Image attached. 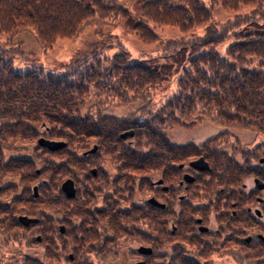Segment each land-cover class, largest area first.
Instances as JSON below:
<instances>
[{
    "label": "trees",
    "instance_id": "obj_1",
    "mask_svg": "<svg viewBox=\"0 0 264 264\" xmlns=\"http://www.w3.org/2000/svg\"><path fill=\"white\" fill-rule=\"evenodd\" d=\"M116 1L108 0H0V35L8 40L21 31L27 30L35 34L40 46L49 49L60 39H74L86 26L95 21L106 22L111 18L129 19V12ZM220 6L236 14V24L225 22L217 27L213 19V7ZM254 7L249 13L241 15L243 8ZM141 17L133 21V30L139 39L145 42H157L159 36L154 28L157 25H171L181 32L205 26V34L193 42H187L192 48L206 50L195 56L191 61V69H186L177 88L179 89L160 110L157 115H150L146 120H121L108 115L94 118L91 115H81L84 102L92 94V89L98 95L110 93L119 102L126 104L133 99H146L152 88L158 87L166 78L163 72L140 63H131L125 56H113L112 59H94L82 70L80 66L87 60H76L70 63L68 71L76 75L44 74L37 71H16L13 62L0 66V156L4 147L10 146L16 140L36 141L39 129L44 124L49 127L47 138L68 139L69 146L83 151L86 146L79 147L82 135L98 138L107 148L109 141H120L119 134L127 128L135 130L137 147H150L148 157L136 150L131 152L132 161L148 162L149 168L157 169L162 150L173 151L178 148L183 162L200 155L202 152L210 160L213 167L215 186H228L239 182L249 172L226 158L220 151L207 148H218V138L210 139L201 148L189 144H171L164 127L172 124L195 126V116L199 119L209 117L219 125L235 128H247L264 134V32L238 33L237 43L231 45L223 57L216 51L232 29L241 24L252 25L264 20V0H212L209 5L204 0H144L141 7ZM240 17L244 19L241 20ZM112 20V19H111ZM110 20V21H111ZM153 25V27H150ZM144 42V43H145ZM115 98V99H116ZM147 114L151 112L147 111ZM171 124V125H168ZM188 126V127H189ZM66 130V135L62 133ZM80 139H77L76 137ZM124 140V139H123ZM107 142V143H106ZM77 145V147H76ZM103 147V144H101ZM103 148V149H104ZM116 148V147H115ZM62 150V149H61ZM54 153L61 160L62 151ZM110 150V149H109ZM198 151V152H197ZM78 154H73L70 167L82 171L87 166V160ZM141 163V164H142ZM86 165V166H84ZM24 163L16 160L10 166L0 169L12 175L22 174ZM141 166V165H140ZM138 165V167L140 168ZM136 168V167H135ZM249 170V167H247ZM56 185V196L52 202L49 192L50 185L41 186L42 196L36 199L38 204L47 201L54 206H61L66 201L60 190L58 178L66 176L63 163L55 164L47 171ZM53 190V189H52ZM55 191V190H53ZM6 212L4 209L1 213ZM65 211L63 210L62 213ZM21 213V212H20ZM22 213H24L22 211ZM65 214V213H64ZM66 217V215H64ZM106 217L99 215L92 229L80 227L77 229L84 235L83 243H71V236L76 231L72 229L67 218L62 224L66 232L60 234V258L66 254L68 247L74 248L76 260L83 257L82 247H87L88 238H96L100 233ZM110 219L112 231L117 233V224ZM128 219L125 218L124 222ZM40 224V223H39ZM39 224H33L36 227ZM46 220L49 230L51 225ZM16 229L13 224H0V230ZM46 229V230H47ZM82 229V230H81ZM42 230L45 233L44 227ZM46 231L45 234L52 232ZM114 233V234H116ZM94 236V237H93ZM52 239L43 237V242L35 241L36 245L44 246L46 257L50 261L56 258ZM98 240V239H97ZM91 241V240H89ZM67 263L76 264L66 258Z\"/></svg>",
    "mask_w": 264,
    "mask_h": 264
},
{
    "label": "rangeland",
    "instance_id": "obj_2",
    "mask_svg": "<svg viewBox=\"0 0 264 264\" xmlns=\"http://www.w3.org/2000/svg\"><path fill=\"white\" fill-rule=\"evenodd\" d=\"M113 1H116L115 3L124 7V9L129 12V19L111 18V21H102L100 23L98 21L91 22L89 26H86L78 35V38L60 39L49 49H43L35 34L31 31H21L15 37L11 38V40H8L5 35H0V66L6 62H13L14 69L19 72L37 71L43 72L45 75L50 73L56 75L69 74L73 77L76 75V72L68 71L66 67L76 60H87V63L80 66L83 70L85 66L91 64V61L94 59L105 60L112 59L113 56L116 55L125 56L131 63H140L145 67L162 71L166 80L158 87L152 88L148 92L146 99H133L126 102V104L119 102L118 98L115 97V99L110 93L98 95V93L92 89V94L87 97L84 102L85 107L81 109V115H91L94 116V118H99L100 116L103 118L104 115H108L115 118L118 117L121 120H127V118H140L141 120H146L152 114L157 115L160 108L170 101L171 97L179 90L177 85L182 79L184 71L186 69H191V66H189L190 61L195 56L201 55L204 51H208V49L200 50L199 48H192L187 45V42L191 43L205 34V26L197 27L191 30L190 33H184L175 26L157 25V28L155 27L154 30L159 36V40H157V42H145L140 40L135 30H133V21L140 19L142 14L140 7L144 0ZM204 1L209 5L212 0ZM253 8L254 7H246L238 13L241 15L250 14L249 12ZM236 14L237 12L230 11L220 6L213 7V21L217 27H222L225 22L228 21H231V24H236ZM240 18L241 20L244 19L243 17ZM150 27H153V25ZM256 31L264 32V20L247 26L241 24L232 29L224 42L216 47V51L220 53L221 56L225 57L228 48L237 43L236 35H238V33H240V36H246L243 34ZM146 110L148 112L150 111L151 114L148 115ZM193 122H196L195 126L168 124L171 126L164 127V134H167L171 144H189L200 148L207 143L208 140L223 135L218 140L219 144L217 149L215 146L211 147L212 145L207 149L208 151L215 149L220 151V153L224 152L226 158L235 161L237 165L245 170V173L246 171L249 172V174H245L246 176L242 175L241 180L239 182H234L233 185H240L239 187H241L245 183L249 187L250 193L252 189L256 188L254 187V180L257 177L264 181V164L260 163V160L264 159V134L261 135L253 129L222 126L209 117L199 119L198 116H195ZM48 128L49 127L42 124L36 141L24 142L16 140L10 146L4 147L1 151L0 164L3 168L10 166L11 163L16 160L24 163L26 167L23 166L24 169L22 170V174L16 175L10 173L4 174V170L0 169V207L3 209L4 205H8L7 207L10 209H16V212L22 210L24 215L36 217L41 221L36 227L32 226L30 229H26V234L23 232L20 234L19 229H9L8 231L0 230V264H69L66 258H70L72 261L76 260V253L78 251H75L71 245L66 249V254H63L64 256L60 258L62 254L59 249L60 243L58 241L61 234L59 226L61 225L66 228V225L62 224L66 218L68 222H70L72 229H76L71 236V243L75 244L76 241H80L82 244V239L86 235H83L80 230L77 229L72 219L69 218L67 214L68 200L66 199L65 203L61 206H54L52 203L48 205L47 201L38 204L36 200L43 197L41 191V186H43V184L50 185L49 196L52 202L59 198L56 196L58 194L56 188L54 189L55 191L51 188V186L56 185L53 183V180H50L53 177L51 175L49 176L47 172L55 164H60L62 162L64 173H66V176L57 179L60 190L62 188V182L67 179H75L79 188L83 189L81 180L84 179L87 173L89 176H92L90 169L95 168L97 160H101L100 164L103 165V168H107L111 173H116L115 166L110 167V165L115 163L109 159V155L112 153L111 149L117 150L118 147L125 148L130 152L136 150L144 156L149 154L150 151V147L146 145L137 147V139L132 138L134 135L128 138L120 137V134L129 130H134L127 128V130H123L118 135L121 140L117 141L116 144L114 141H109V143L106 142L107 148H104V143L99 142L98 138H90L85 135H82L81 138L82 141L84 139L85 141L78 145L79 147L86 146L83 151L75 149V146L70 147L68 139L66 138L54 139L67 142V146L61 148L62 150L60 149L62 151L60 160L54 155L57 151L53 152L47 150L38 143L39 138L52 139L46 137ZM62 133L65 134L66 130L62 129ZM76 138L80 139L78 136ZM101 144H103V147ZM96 146L97 151L94 154L85 155V153L93 150ZM75 153L81 158L83 156L88 158L86 159L88 162L87 166L84 165L86 168L82 171H79V169L75 171L76 168L73 169V166L70 167L69 160ZM117 154L118 150L116 155ZM202 154L204 155V152L200 155ZM133 163L140 166L142 160L133 161ZM247 167H249V170H247ZM154 176L156 179L159 177V174L156 173ZM214 184L216 185V183ZM36 186L39 187V198L34 196V188ZM200 187H208V185L201 183ZM221 187L224 186H218L217 189L220 190ZM87 190H89V186ZM238 191H241V189H238ZM134 192L136 202H139L142 197L145 198V193L140 191L138 187ZM89 194L90 197L94 199L93 205L103 206V199L106 193L90 190ZM257 195L258 198H264V193H258ZM123 196L126 195L123 194ZM222 201L227 202L226 200ZM90 203L92 204V201ZM121 204H123L122 199ZM36 205L43 210V213L40 215L35 214ZM123 207L126 208L124 204ZM80 209H82V207L77 206V210L81 211ZM4 210L6 211V209ZM63 210L65 214L62 213ZM64 215H66V217H64ZM3 217H6V215ZM77 218L82 221L79 216ZM110 219L112 218L106 217L103 221V226L107 229L99 227L101 229L100 234L106 232L105 236H107V238H102V235L99 234L94 238V241H89L91 238H88L89 240H86L88 241L87 247L81 246L83 257L76 260V264H136V262L142 260V258L137 257L135 249L138 246V240H140L136 235L138 233H124L127 235L114 234L116 232L112 231L110 227ZM46 220L49 222L47 225H51V228H49L52 232L51 234H45L48 230L45 226ZM124 220L125 217L121 214L119 223L121 221L124 222ZM95 221H97V219ZM261 221H264V217ZM114 222L118 223L116 219ZM76 223H79V221H76ZM120 226L126 229L129 227L121 223L119 227ZM43 227L45 233L42 230ZM80 227H83L82 224L78 226V228ZM42 236L46 238L53 237L51 241L53 242L52 246H54L56 252L54 261H50L46 257L45 247L43 245L38 246L34 244L36 243V239L38 237L43 238ZM166 252H160L162 255H160V258L157 260L148 259L146 264H169ZM253 252L252 256H246L238 252L237 255H234V257L230 259L226 257L213 259L212 264H264V243ZM207 263H210V261H207ZM207 263L201 262V264Z\"/></svg>",
    "mask_w": 264,
    "mask_h": 264
},
{
    "label": "flooded vegetation",
    "instance_id": "obj_3",
    "mask_svg": "<svg viewBox=\"0 0 264 264\" xmlns=\"http://www.w3.org/2000/svg\"><path fill=\"white\" fill-rule=\"evenodd\" d=\"M117 150L111 149L109 155V159L115 162L110 167L115 166L116 173L103 168L101 160H97L95 168L90 169L93 177L87 173L81 180L83 189L73 179L76 196L67 198V214L76 227L82 224L85 228H94L99 214L114 217L118 222L116 234L138 233L136 235L140 240L137 239L135 249L137 257L142 260L136 264H146L148 259L157 260L162 255L160 252L166 250L169 264H201L202 261L212 264L213 259H230L238 252L252 256L253 251L264 243V221H261L264 217V198L257 195L264 193V189L257 187L255 180L258 177L254 180L256 188L250 193L245 183L241 187L233 183L218 190L214 185L213 167L205 154L183 162L177 147L172 152L164 149L158 153L160 160L157 169H150L148 162H143L140 168L135 165L129 150L118 147ZM199 158H204L210 169L192 167L191 162ZM156 173L159 177L155 179ZM201 183L208 187H200ZM137 187L145 193V198L142 197L139 202L134 198ZM51 188L54 190L55 186ZM90 190L106 193L103 206L93 205ZM121 199L126 208L121 204ZM7 206H3L5 213H1L3 209L0 207V224H13L20 234H26V229L33 224H21L20 217L24 216L22 210L16 212V209ZM77 206L82 207L81 211L77 210ZM41 213L43 210L36 205L35 214ZM121 214L128 219L120 222L129 226L127 229L119 227ZM99 235L107 238L106 232ZM38 240L43 242L41 237ZM94 240L91 238V241ZM141 248H145V252ZM146 249L152 252L147 254Z\"/></svg>",
    "mask_w": 264,
    "mask_h": 264
},
{
    "label": "water",
    "instance_id": "obj_4",
    "mask_svg": "<svg viewBox=\"0 0 264 264\" xmlns=\"http://www.w3.org/2000/svg\"><path fill=\"white\" fill-rule=\"evenodd\" d=\"M134 135V130H129L123 134H121L122 138H128L129 136ZM39 144L43 147H46L48 150L51 151H58L61 148L66 147V142L65 141H55V140H51V139H45V138H39ZM97 151V146L94 147L93 150L89 151L91 154H94V152ZM260 163H264V159L260 160ZM191 166L199 169V170H208L210 169V166L207 164V162L205 161L204 158H199L196 159V161L191 162ZM95 172V171H94ZM192 180V178H191ZM256 185L257 187H259L260 189H264V183L260 180V179H256ZM62 190L65 193V195H67L68 198H74L76 195V188H75V183L73 180L71 179H67L62 183ZM34 195L37 197L38 196V186H36L34 188ZM154 201V200H153ZM21 222L23 223V225L25 226H30L31 223H38L39 220L38 219H34V218H28L27 216H21L20 217ZM62 229V233H64V231L66 230L64 227L61 228ZM142 252H145V248H141ZM152 251L150 249H146V253L149 254ZM142 264V263H141Z\"/></svg>",
    "mask_w": 264,
    "mask_h": 264
}]
</instances>
